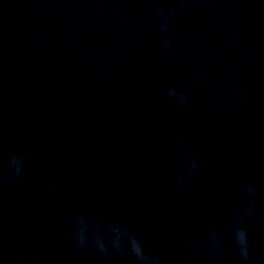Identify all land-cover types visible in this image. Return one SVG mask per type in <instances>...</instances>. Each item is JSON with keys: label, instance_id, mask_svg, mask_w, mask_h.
Segmentation results:
<instances>
[{"label": "water", "instance_id": "95a60500", "mask_svg": "<svg viewBox=\"0 0 264 264\" xmlns=\"http://www.w3.org/2000/svg\"><path fill=\"white\" fill-rule=\"evenodd\" d=\"M177 4L0 0V264H134L141 244L145 259L213 264L212 229L219 264H237L230 215L250 181L264 217V0H185L161 32L157 10ZM244 226L264 260V230Z\"/></svg>", "mask_w": 264, "mask_h": 264}, {"label": "clouds", "instance_id": "9594fccd", "mask_svg": "<svg viewBox=\"0 0 264 264\" xmlns=\"http://www.w3.org/2000/svg\"><path fill=\"white\" fill-rule=\"evenodd\" d=\"M201 2L203 4H207L209 0H201ZM184 4L185 0H178L176 7L168 8L162 6L157 10V16L162 19L160 28L161 32L168 31L173 19L177 15L178 7H182ZM100 10L103 11L102 5ZM122 21L123 23H128V16L124 15L122 17ZM173 39V36H169L163 42V49L165 52L171 51ZM228 45L230 47H239V41L237 39H229ZM195 79L200 85L203 86L205 84V81L199 75H197ZM168 95L177 100L181 106H186L188 104V97L183 89L178 91L175 88H170L168 90ZM236 95L240 99H243V93L240 90L236 91ZM24 166V157L20 154L14 153L8 162L9 171L7 173V180L10 184H15L21 178L24 172ZM187 171L190 176H200L202 172L201 160L195 156L191 157ZM174 183L177 188L183 189L185 186V179L182 176L176 177L174 179ZM243 193L246 200V204L243 208V214H241L240 209H233L230 215V222L233 226L232 244L234 245L238 256L237 264H264V260L253 256L249 242V231L248 228L244 226L245 219H247L253 223L257 229L264 230V217L258 216L256 214L257 201L260 197L261 189L256 182L250 181L244 186ZM78 225H80V220L78 221ZM78 239L81 243H83L84 233L81 228L78 234ZM206 245L209 249L213 264H219L220 256L223 254L225 249L224 242L216 229H212L208 232L206 237ZM113 248L117 253H124V251H122L120 248L118 240L114 241ZM98 251L105 256L109 254V250L106 249H98ZM190 251L192 253L197 251V245H195V243H193V245L190 247ZM142 253L143 244H141L140 252H128L127 254L134 258V264H166L165 258L159 253H153L147 259L143 257ZM184 261L185 264H192V257L185 256ZM16 264H20L19 259H17Z\"/></svg>", "mask_w": 264, "mask_h": 264}]
</instances>
